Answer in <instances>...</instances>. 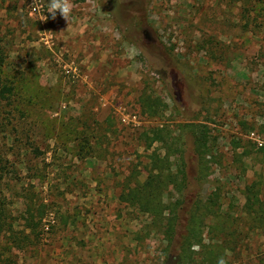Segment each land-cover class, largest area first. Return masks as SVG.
Masks as SVG:
<instances>
[{
    "label": "rangeland",
    "instance_id": "rangeland-1",
    "mask_svg": "<svg viewBox=\"0 0 264 264\" xmlns=\"http://www.w3.org/2000/svg\"><path fill=\"white\" fill-rule=\"evenodd\" d=\"M37 1L0 0V196L37 225L0 264H264V0ZM152 128L186 163L170 236L118 198Z\"/></svg>",
    "mask_w": 264,
    "mask_h": 264
},
{
    "label": "trees",
    "instance_id": "trees-1",
    "mask_svg": "<svg viewBox=\"0 0 264 264\" xmlns=\"http://www.w3.org/2000/svg\"><path fill=\"white\" fill-rule=\"evenodd\" d=\"M13 94V86L5 81L0 75V106L3 103H9L10 97ZM184 124L189 126L190 130L194 135L195 124ZM162 128H152L150 133L152 137L150 138L149 145L155 141H160L162 147L166 149L163 155H160L156 151L151 154V165L147 168L149 176L145 180H140L138 175L133 173V171L126 175L123 180V185L118 198L121 202L129 204L137 208L139 211L148 213L153 221L157 224H161L165 220L166 233L170 236L174 231V226L176 222V209L181 203V193L188 184L186 163L184 159L180 157L179 162L173 163L171 160V154L178 153L180 156V145L177 143L176 138H173L172 143H167L165 136H163ZM148 133H145V136ZM30 144V143H29ZM193 149L197 154V157L202 161V166H200V172L205 169L203 158L208 153V149L204 144L202 132H198L193 141ZM32 153L34 155L41 154V150L34 146L29 145ZM1 163V160H0ZM177 164V165H176ZM173 165H176V169L173 170ZM1 169V167H0ZM1 178V174H0ZM249 192L252 190L247 187ZM171 194H179L180 196L175 198L174 201L169 203V197ZM170 195V196H169ZM253 200L259 203L258 197L253 195ZM5 197L0 196V235L1 239L5 240L10 247H15L21 249L29 244H31V234L34 232V228L37 226L34 222L33 210L30 206L27 207V211L23 216L24 225L21 229H16L14 227L15 218L8 213L6 209ZM197 209V208H196ZM257 214L260 217L264 214V208H257ZM194 217L195 214L193 215ZM197 218V217H196ZM193 221H196L195 219ZM195 226H191L194 229ZM192 229V232H193ZM26 230H28L26 232ZM176 259V258H175ZM181 256H177V264H181Z\"/></svg>",
    "mask_w": 264,
    "mask_h": 264
},
{
    "label": "clouds",
    "instance_id": "clouds-1",
    "mask_svg": "<svg viewBox=\"0 0 264 264\" xmlns=\"http://www.w3.org/2000/svg\"><path fill=\"white\" fill-rule=\"evenodd\" d=\"M52 8H60L61 11H62V14L67 17V15L69 14V11H70V8L69 6L67 5L66 3V0L65 2L62 4L59 2V0H53V4H52Z\"/></svg>",
    "mask_w": 264,
    "mask_h": 264
},
{
    "label": "built area",
    "instance_id": "built-area-1",
    "mask_svg": "<svg viewBox=\"0 0 264 264\" xmlns=\"http://www.w3.org/2000/svg\"><path fill=\"white\" fill-rule=\"evenodd\" d=\"M31 5H33V8H36L38 5H37V0H27Z\"/></svg>",
    "mask_w": 264,
    "mask_h": 264
}]
</instances>
